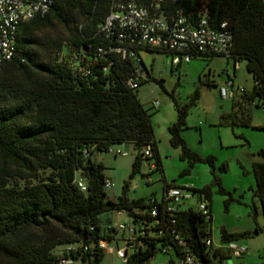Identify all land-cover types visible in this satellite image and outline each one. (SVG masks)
Listing matches in <instances>:
<instances>
[{
    "label": "trees",
    "instance_id": "trees-1",
    "mask_svg": "<svg viewBox=\"0 0 264 264\" xmlns=\"http://www.w3.org/2000/svg\"><path fill=\"white\" fill-rule=\"evenodd\" d=\"M113 1L52 0L45 13L18 24L14 55L0 71V264H57L59 251L73 264H99L106 252L100 240L113 239L116 231L114 226L102 227L100 215L114 210H125L136 230L145 229L139 237L143 245L123 264H145L164 245L168 249L163 252L173 249L178 256L171 229L197 257L195 264H220L231 257L222 247L205 243L210 232L194 208L170 214L163 201H154L158 208L152 216L151 197L129 198L127 181L116 198L106 193L107 175L103 164L91 158L94 150L130 141L137 149L131 176L142 157H156L160 166L150 113L137 93L145 77L139 76L136 87L128 85L127 78L136 73L137 59L143 65L140 49L177 53L140 43L129 45L133 54L122 56L114 48L119 43L113 35L101 29ZM136 2L167 20L181 10L192 25L201 17L214 29L225 23L232 34L228 55H193L245 59L252 75V87L233 97L234 108L223 111L221 121L246 124L249 117L237 116V110L264 108V0ZM177 109V119L168 126L169 142L192 165L201 157L182 138L186 111ZM147 144L151 157L143 153ZM257 153L261 160L253 161L251 170L264 212V146ZM208 161L214 166L212 157ZM212 182L220 185L215 174ZM198 191L210 201V185ZM245 235L222 228L219 238L226 242Z\"/></svg>",
    "mask_w": 264,
    "mask_h": 264
},
{
    "label": "rangeland",
    "instance_id": "rangeland-1",
    "mask_svg": "<svg viewBox=\"0 0 264 264\" xmlns=\"http://www.w3.org/2000/svg\"><path fill=\"white\" fill-rule=\"evenodd\" d=\"M139 56L145 68V80L137 93L150 113L160 168H150L156 157H142L138 171L131 176L137 149L130 141L113 143L110 149L94 150L91 158L101 162L105 175L114 181L113 187L105 188L107 195L116 198L125 181L129 198L146 201L148 197L160 201L165 183L192 184L198 188L210 185L211 199L205 200L211 208L213 243H219L222 228L246 234L235 239L246 251L240 256H231V262L224 258L220 264H264V212L254 193L255 178L251 170L252 162L261 160L257 152L264 146V108H244V113L237 110V116L249 117L246 124L221 121V113L231 111L234 106L233 97L223 98L219 87L228 77L233 79L235 87L247 90L253 85L245 59H241L239 68L235 69L233 58L221 55L196 56L175 66L170 64L172 55L163 50L140 49ZM154 101L159 102L157 108L152 105ZM177 106L186 111L180 134L187 146L201 157L192 165L180 157V148L169 142L168 126L177 119ZM208 157L213 158L214 166ZM214 174L220 185L212 182ZM145 175L150 176L149 183L145 182ZM196 198L194 195L185 199L181 206L195 208ZM131 220L125 210L100 215L102 227L112 225L116 231L99 264L124 263L117 248L123 246L127 232L117 226ZM145 264H179V258L173 249L158 250Z\"/></svg>",
    "mask_w": 264,
    "mask_h": 264
},
{
    "label": "built area",
    "instance_id": "built-area-1",
    "mask_svg": "<svg viewBox=\"0 0 264 264\" xmlns=\"http://www.w3.org/2000/svg\"><path fill=\"white\" fill-rule=\"evenodd\" d=\"M52 0H0V71L4 61L10 59L15 52L16 31L19 22L33 17L36 14L45 13L50 7ZM225 23L221 24L219 29H214L209 26L205 17H201L195 25L187 21L186 16L181 10H176L174 14L167 20L150 11L147 7L139 4L136 0H114L106 14L101 29L111 34L119 44L114 48L119 51L122 56L133 54L128 50L129 45L147 44L151 46L165 47L177 53L172 54L170 64L175 66L182 61H189L194 54L197 53H223L228 55L231 46L232 34L225 29ZM240 60H234V68H239ZM136 73L131 74L127 78V84L136 87L139 81V76H143L145 71L142 63L137 59ZM244 88L241 86H234L231 79H227L220 87L219 93L223 98L233 97ZM153 107L159 106L158 101L153 102ZM125 155L126 151H120ZM143 153L147 157L152 156V149L149 144L143 148ZM158 167L156 163H151L150 168ZM145 182L149 183L150 176H144ZM78 185L84 189L85 184L82 180L77 181ZM105 188L114 186V181L111 177L106 176L104 179ZM197 196L196 206L194 208L200 213L203 220L206 222V228L210 235L204 239L207 245L214 247H222L229 251L231 256H240L246 251L243 244L236 240H229L216 245L213 243L211 219L212 214L208 202L204 195L198 191V187L192 184L176 185L170 184L163 186V194L160 201L151 197L150 214L155 216L157 214V204L154 201H163V209L166 212L173 214L177 208H181V204L185 199ZM171 221H173L171 219ZM154 223H159L157 218H154ZM111 226V225H110ZM127 235L123 238L124 244L117 248V253L124 261L127 256L137 251L142 246V240L139 238L144 235V227L136 230L132 222L119 223L118 226ZM173 239L175 240L180 254H178L179 264H195L197 257L187 247L186 241L174 232ZM161 232V229L158 230ZM114 239V238H113ZM108 239H102L99 242L105 251L109 249ZM168 247L164 245L163 251H167ZM59 259L57 264H73L70 257H65L59 251Z\"/></svg>",
    "mask_w": 264,
    "mask_h": 264
},
{
    "label": "crops",
    "instance_id": "crops-1",
    "mask_svg": "<svg viewBox=\"0 0 264 264\" xmlns=\"http://www.w3.org/2000/svg\"><path fill=\"white\" fill-rule=\"evenodd\" d=\"M180 63H181V62H180ZM180 63H179V64H180ZM228 78H230V77H228ZM231 79H232V78H231ZM232 82H233V84H234L233 79H232ZM237 94H238V93H236V95H237ZM236 95H235V96H236ZM235 96H233V97H235ZM158 168H160V166H158ZM181 208H184V207L181 206ZM111 226H112V225H111Z\"/></svg>",
    "mask_w": 264,
    "mask_h": 264
},
{
    "label": "water",
    "instance_id": "water-1",
    "mask_svg": "<svg viewBox=\"0 0 264 264\" xmlns=\"http://www.w3.org/2000/svg\"><path fill=\"white\" fill-rule=\"evenodd\" d=\"M228 260H229V262H231V259L230 258Z\"/></svg>",
    "mask_w": 264,
    "mask_h": 264
}]
</instances>
